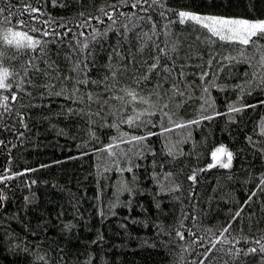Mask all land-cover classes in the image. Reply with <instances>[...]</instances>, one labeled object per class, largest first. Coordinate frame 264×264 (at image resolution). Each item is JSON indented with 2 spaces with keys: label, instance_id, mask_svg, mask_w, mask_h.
Wrapping results in <instances>:
<instances>
[{
  "label": "trees",
  "instance_id": "obj_1",
  "mask_svg": "<svg viewBox=\"0 0 264 264\" xmlns=\"http://www.w3.org/2000/svg\"><path fill=\"white\" fill-rule=\"evenodd\" d=\"M134 2L0 0L4 16L15 14L13 24L24 19L43 29L48 25L41 21L51 17L56 22L52 27L61 33L48 45L44 60H35L50 77L34 76L24 92L14 85L16 101L0 90L9 95L11 108H0V177H12L0 180V264H200L209 241L222 239L220 229L241 209L225 234L240 242L217 243L224 251L213 250L204 264H261L259 253L244 252L256 246L252 240L264 229V47L257 51L221 42L194 23L179 24L176 12L264 20V0H149L142 5L147 14L132 8ZM26 5L40 11L29 14ZM110 5H117L115 24L99 11H112ZM133 12L131 20L120 15ZM89 16H100L104 23L92 19L91 27H78ZM61 22L66 28L58 27ZM109 26L113 31L106 37L92 39L94 28L102 33ZM67 28L72 31L63 36ZM77 40L88 43L84 53ZM258 43L264 45V40ZM88 52L86 76L77 75L73 65ZM157 55L160 68L148 72ZM27 58L5 60V66L23 75L20 66ZM52 62L55 71L48 69ZM65 76L89 82L76 85L74 92V81ZM127 88L150 104H129L121 91ZM135 112H145L142 120L152 123L130 127L121 122ZM161 125L171 131L162 132ZM147 132L157 135L131 141ZM223 145L232 153L231 168L209 167L215 163L211 153ZM30 169L34 171H26ZM193 175L195 181L189 179ZM229 248L241 251L234 258Z\"/></svg>",
  "mask_w": 264,
  "mask_h": 264
},
{
  "label": "snow or ice",
  "instance_id": "obj_2",
  "mask_svg": "<svg viewBox=\"0 0 264 264\" xmlns=\"http://www.w3.org/2000/svg\"><path fill=\"white\" fill-rule=\"evenodd\" d=\"M55 2V0H53ZM119 4L121 5H128L130 3V0H118ZM152 4H158L159 0H151ZM144 4H149V0H135L134 3H131L132 8L140 7V11L144 13H148L149 9L142 7ZM151 6V5H150ZM112 11H105L103 7L99 9V11L103 14V16H106L109 20H112V23L115 24V20L113 17L116 15V12L118 11L117 5H110L109 6ZM6 11L5 8L0 7V90L7 91L11 95V100L16 101L18 96L16 92H12L11 89L15 85L19 91L24 92L25 91V84H31L32 78L36 75H43L45 77H50L51 73L45 69L41 70L38 65L35 63L36 59L44 60V57L48 55V45L55 43L57 38L61 37V33L56 31L55 28L52 27L53 24H55V20H52L51 17H49V20L41 21L42 24L48 25L46 28H37L34 25H31L28 21H25L24 19H17L16 23H12V17L15 15L11 11H9V14L7 16H4V12ZM24 11L31 13L39 12L40 10L38 8H33L30 5H26ZM169 11H173L172 9H169ZM22 15V13H21ZM80 15H84L81 13ZM122 17H125L129 20H131V17L136 16V13H120ZM159 15L161 17L164 16V12H160ZM177 21L179 24H186V23H194L195 25L207 30L213 37H216L221 42H227L230 44H238L242 47H254L257 51L260 50V48L264 47V45H260L258 41L264 40V20H248V19H241V18H227V17H218V16H212V15H201L197 14L191 11H178L176 12ZM32 20H38L39 17L32 16ZM92 19L97 20L99 23H104V20L100 16H89L83 23L79 24L78 27L80 28H86L91 27L90 21ZM138 19H144V17H138ZM147 20L149 23L152 24L153 30L156 27L155 22L152 20V16L148 15ZM51 21V23H50ZM169 23H173L170 21ZM59 28H66V24L64 22H61L58 25ZM123 27L127 29V24H124ZM164 27H167L165 25ZM51 29V30H50ZM71 28H67V31L63 33V36H67L68 32H71ZM108 31H113V28L109 26L106 28L104 32H99L97 29H93V35L92 39L95 40L97 36H107ZM155 34V32H153ZM81 36L84 35V32L80 33ZM147 36V33L144 34ZM46 37H52L51 40L45 39ZM151 39V37H148ZM215 42V41H211ZM77 44H80V41L77 40ZM155 47L159 48V45H155ZM89 48V45L87 42L80 44L79 51L81 53H84ZM5 49H12L16 53V55L9 56ZM72 51H76V49H72ZM161 53H163L165 58H168L167 52H165L163 49L160 50ZM173 51H175V48H173ZM23 55L25 57H28L20 66V71H22L23 75L20 74V72L5 66V60L8 61H14L19 60L20 56ZM91 56V52H88L87 55L83 57V59H80L76 64L73 65L72 70L77 74H84L86 76L88 67L87 62L89 57ZM68 57H66L67 59ZM111 59V58H110ZM234 59V58H230ZM47 63V61H44ZM83 64L84 67L81 68L80 65ZM211 64V61H209V65ZM260 65L262 68H264V54L260 57ZM111 68V65H109ZM160 68V56L157 55L154 58V62L150 65L148 68V72H152ZM48 69H51L53 71L57 70L55 67V62H52L48 65ZM164 71L171 72L172 69L165 67ZM31 73V75H30ZM181 75H183V72H181ZM208 75L207 72L203 73L200 76V79L203 80L204 77ZM116 76L115 72H112V77L114 78ZM18 78V79H13ZM148 77L145 76L143 79H147ZM64 80H72L74 81V87L73 91H78V88H76V85L79 84H87L89 81L87 79L79 80L74 79L73 76H65L63 77ZM105 79H108L105 77ZM93 84L99 83L98 81H91ZM138 82V81H137ZM261 82L264 83V77H262ZM44 87H49V85H45ZM159 87V85H158ZM173 88H175V85H173ZM106 90H109L106 88ZM207 91V88L204 89ZM121 91L125 92V95H127L130 99L128 101L129 104H133L136 101H139L144 104H150V100L148 98H145L144 96L139 95L134 89L127 88V89H121ZM176 92L179 95H183V93L179 92V89H176ZM63 90L61 92L54 93V95H62ZM30 95V93H28ZM88 98L91 100L92 95L89 93ZM116 99H123V97H116ZM168 105L164 104L163 108H167ZM251 107H254V105H251ZM0 108H3L4 111L10 112L11 108L9 106V95H0ZM163 108L158 109V111L161 113L162 116L167 117L169 120V123H172L171 117L168 115L167 112L163 111ZM242 108H234L230 107L229 111L232 112H240L242 111ZM146 111V110H145ZM219 114V113H217ZM145 115V112H135L132 116H129L126 120H122V123H127L130 127H140L142 124H150L152 123L151 120L143 121L142 117ZM147 115H155L154 112H148ZM212 116H204L201 119H208L211 120ZM21 121H23V117H21ZM189 124L191 123H199V121H189ZM24 127H27V125H23ZM113 127H118V125H112ZM155 126V125H153ZM175 127H184L183 124H175ZM162 127V125H161ZM171 131V129L163 128L162 132ZM21 136L23 133L20 134ZM124 135H127L126 133ZM157 135V133L153 132H147L143 136H132L131 141H135L137 143H142L147 140L149 136ZM123 142V141H122ZM0 144H3V141H0ZM113 145H108V150H111ZM211 156L213 158L214 164H210L209 167H214L216 164H219L220 167L228 169L232 166V153L228 152L224 147L216 148L214 152L211 153ZM220 156H226L227 162H224L220 159ZM26 171H34V169L26 170ZM131 171V169H129ZM19 175V174H16ZM12 177L4 176L0 177V180H7L11 179ZM189 179L195 181L196 177L195 175L189 177ZM35 183V181H33ZM261 184L264 185V177L261 178ZM261 191H264V188L260 189ZM252 195H255L253 193ZM251 201V196L248 197V200L245 201V204H248ZM241 211H237L234 213L231 217V220H229L222 229H220V237L222 239H217L215 241H209V247H205V252L202 254L204 256V260H208L211 256L213 250H217L220 252H223L224 249L221 247L220 249L216 248L217 243L222 244H230L232 242L239 243V239L236 237L232 238V241L227 239L225 237L226 233H229V230L232 227V223L237 219V217H240ZM251 230V228H250ZM242 231V229H241ZM258 231L261 232V235L258 239H253L252 243H254L256 246L249 247L246 252H244V255H252L255 256L258 253L260 254L261 264H264V229H258ZM177 235L180 236L181 239H183V233L177 232ZM245 243L249 242L248 236H242L240 237ZM241 250L237 249L236 252H232L231 248L228 249V253H230L234 258L238 256L239 252ZM39 259H44L43 257H39ZM204 260L200 261V264H204ZM209 264H211V260H209ZM227 264V262H225Z\"/></svg>",
  "mask_w": 264,
  "mask_h": 264
},
{
  "label": "rangeland",
  "instance_id": "obj_3",
  "mask_svg": "<svg viewBox=\"0 0 264 264\" xmlns=\"http://www.w3.org/2000/svg\"><path fill=\"white\" fill-rule=\"evenodd\" d=\"M197 14H201V15H206V14H202V13H197ZM210 15H212V14H210ZM212 16H218V15H212ZM218 17H225V16H218ZM227 18H229V17H227ZM232 18H235V17H232ZM243 19H245V18H243ZM249 20V19H248ZM255 20H261V19H254L253 21H255ZM219 147H224L228 152H231L225 145H223V146H218L217 148H219ZM216 150V149H215ZM214 150V151H215ZM220 159L221 160H223L224 162H227V157L226 156H220ZM214 162V161H213Z\"/></svg>",
  "mask_w": 264,
  "mask_h": 264
}]
</instances>
